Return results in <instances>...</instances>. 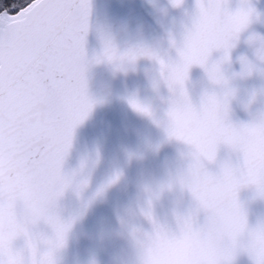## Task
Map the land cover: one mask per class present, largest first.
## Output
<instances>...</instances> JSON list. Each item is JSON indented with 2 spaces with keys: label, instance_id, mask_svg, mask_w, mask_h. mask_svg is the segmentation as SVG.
I'll use <instances>...</instances> for the list:
<instances>
[{
  "label": "snow or ice",
  "instance_id": "snow-or-ice-1",
  "mask_svg": "<svg viewBox=\"0 0 264 264\" xmlns=\"http://www.w3.org/2000/svg\"><path fill=\"white\" fill-rule=\"evenodd\" d=\"M207 2L216 26L205 34L207 48L185 54V65L172 70L170 79L176 84L188 64H204L212 49L230 48L234 33L245 23L239 13L231 23L225 19V0ZM90 12V0H0V264H53L51 250L66 230L55 207L71 183L62 166L74 129L93 106L84 47ZM214 72L215 67L210 74ZM130 104L151 115L135 101ZM169 115L178 125L173 132L180 135V115ZM218 139L242 151L239 181L264 177V125L225 128L211 120L209 140L199 146L209 158ZM40 221L51 226L52 236L31 230ZM213 221L214 230L202 238L203 264H231L228 258L238 251H246L253 264H264V240L258 242L264 225L248 230L246 215L234 202ZM19 237L26 241L23 251L13 247Z\"/></svg>",
  "mask_w": 264,
  "mask_h": 264
},
{
  "label": "water",
  "instance_id": "water-1",
  "mask_svg": "<svg viewBox=\"0 0 264 264\" xmlns=\"http://www.w3.org/2000/svg\"><path fill=\"white\" fill-rule=\"evenodd\" d=\"M196 3L197 0H185L182 8L170 9L177 40L183 26H190ZM90 4L89 30L84 47L89 61L87 93L93 106L74 129L72 145L62 166L63 173L71 177V183L57 200L55 211L62 222H67L73 220L85 205L87 209L73 222L66 247L57 253V264H86L93 253L97 255L99 264H115L126 247V242L115 235L119 228L117 211L133 198L134 183L141 174L161 175L167 168L178 166L179 151L184 147L178 141L169 140L161 125L137 112L130 104V100L135 98L149 106L156 120L167 119L172 93L163 83L158 89L154 87L159 69L155 60L140 58L134 65L123 69H117L107 61L95 62V57L102 52V37L105 35L111 37L121 52L147 46L165 59L177 60L176 48L171 46L165 30L157 23L156 9L148 0H90ZM167 4L168 0H159V6ZM250 4L258 18H253L230 49V65H223L229 74L241 70L242 57L260 63L256 55L258 43H249V38L264 39V0H250ZM239 6L240 0H225L229 11L234 12ZM223 55L222 49L213 50L208 63L221 61ZM260 66L264 67V64ZM189 77L190 96L197 106L204 89L219 91L208 82L204 69L199 65L190 69ZM237 84L239 91L231 102L230 115V122L235 125L250 122L249 111L253 114L264 111V75L253 73ZM250 100L252 103L245 111L244 105ZM230 155L232 163L236 164L237 158L230 149L219 145L217 161L207 165L209 170L217 172L218 165ZM117 172L123 173V179L102 197L96 196L97 189ZM85 178L87 187L80 189L79 185ZM238 199L250 230L264 224V199L256 196L254 188L241 189ZM199 222H204L203 215ZM143 226L150 230L148 222H143ZM170 226L175 228L174 223L170 222ZM31 230L46 237L53 234L51 226L44 221L32 226ZM247 237L246 232L242 239L247 240ZM13 247L23 251L25 238L19 237L13 242ZM41 250H44L43 246ZM233 264H253V261L246 251H238Z\"/></svg>",
  "mask_w": 264,
  "mask_h": 264
},
{
  "label": "clouds",
  "instance_id": "clouds-1",
  "mask_svg": "<svg viewBox=\"0 0 264 264\" xmlns=\"http://www.w3.org/2000/svg\"><path fill=\"white\" fill-rule=\"evenodd\" d=\"M184 2L185 0H168L167 6L161 7L159 0H148V3L156 9L157 23L165 30L171 46L176 48L177 60L165 59L147 46H137L121 52L111 37L107 35L102 37V52L95 57V62L107 61L117 69L132 66L140 58L155 60L159 64V69L154 80V87L158 89L160 83H163L172 93L166 114L167 119L156 120L149 106L135 98L130 101H135L147 108L151 115L135 110L153 118L164 128L169 140L178 141L184 146L179 151L178 166L167 168L161 175L141 174L134 183L133 198L117 211L119 228L115 231V235L126 242V247L116 258L115 264H203L206 253L202 238L214 230L213 217L233 202L243 210L238 199V194L243 188H254L256 196L264 199V177L258 176L254 181H239L238 179L240 164L243 160V153L238 146L224 139H218L216 151L211 158L199 147L209 140L211 120H214L217 126L225 128L240 127L245 124H254L257 127L264 125V111L255 114L249 111L251 120L248 123L235 125L230 122L231 102L237 97L239 91L237 82L253 73L264 75V67L260 66L264 64V39L256 36L249 38V43H258L256 55L259 64L242 57L239 72L231 71L229 74L223 67L226 63L230 65V49L234 47V42L239 39L240 34L249 26L253 18H258V13L251 6L250 0H240V6L234 12L229 11L225 4H222V8H225L227 12L225 19L229 23L237 13L245 19L244 25L233 35L232 46L227 50L222 47L211 50L209 56L213 50H223L224 55L219 62L210 65L208 56L204 64L197 62L188 64L182 82L176 84L170 79L172 70L176 66L185 65V54L203 52L207 48L205 34L216 26L207 0H200L199 6L196 3L195 13L191 16L190 26H183L179 40H177V34L173 30L174 18L170 15V9H180ZM194 65L202 67L208 82L214 86V89L219 90L204 89L199 106L192 102L189 91L191 83L189 72ZM213 67H215V72L210 74ZM251 103L250 100L244 105L245 111H248ZM172 111L181 117L180 135L173 132L178 125L177 121L169 115ZM221 144L227 146L236 156L237 163H232L230 155L229 159L218 165L219 170L213 173L207 165L216 163L217 149ZM136 156L141 158L140 154ZM122 179L123 173L121 172L110 176L97 189L96 196L102 197ZM87 184V179H83L79 185L80 189L86 188ZM86 209L87 205L73 220L63 222L66 230L62 240L51 250L50 258L53 264H57V253L66 247L68 233L73 222L83 216ZM202 215L204 222L201 224L199 221ZM145 221L150 224V230L144 228L143 222ZM170 222L174 223L175 228L170 226ZM248 230L241 234V238L246 232L249 234ZM260 240H264V237L258 236V242ZM235 256L236 254L228 258L231 264ZM86 264H99L97 255L91 254Z\"/></svg>",
  "mask_w": 264,
  "mask_h": 264
}]
</instances>
